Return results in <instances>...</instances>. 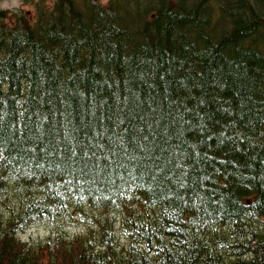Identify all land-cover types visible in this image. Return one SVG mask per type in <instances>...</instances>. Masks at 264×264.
<instances>
[{
  "label": "trees",
  "instance_id": "trees-1",
  "mask_svg": "<svg viewBox=\"0 0 264 264\" xmlns=\"http://www.w3.org/2000/svg\"><path fill=\"white\" fill-rule=\"evenodd\" d=\"M27 3L0 11V264H264V0Z\"/></svg>",
  "mask_w": 264,
  "mask_h": 264
},
{
  "label": "rangeland",
  "instance_id": "rangeland-1",
  "mask_svg": "<svg viewBox=\"0 0 264 264\" xmlns=\"http://www.w3.org/2000/svg\"><path fill=\"white\" fill-rule=\"evenodd\" d=\"M93 1L104 3V2H107L108 0H93ZM27 2L28 0H0V11H6L8 12V14H21L20 13V10H21L23 14H26L25 12L30 11V10L32 11L31 6ZM10 16H11V21L16 22V19L13 17V15H10ZM27 16H30V14ZM195 74L196 76H199L197 70H195ZM192 83H193L192 88L197 87L196 82H192ZM37 198L38 196L36 197L34 196L30 198L29 200L24 202V206L27 207L29 204L35 202ZM10 202L12 205H16L17 207V203L14 199H10ZM30 222L32 224L31 227L25 229L23 232L22 231L18 232L15 235L20 241V243L22 244L27 243L29 241L28 237L40 238V237H43V235L46 232V229L44 227L46 226L47 222H41L40 220L33 221V218L31 219ZM71 228L73 229V231L77 230L75 226H72Z\"/></svg>",
  "mask_w": 264,
  "mask_h": 264
},
{
  "label": "bare ground",
  "instance_id": "bare-ground-1",
  "mask_svg": "<svg viewBox=\"0 0 264 264\" xmlns=\"http://www.w3.org/2000/svg\"><path fill=\"white\" fill-rule=\"evenodd\" d=\"M36 197V196H35ZM23 232V231H22Z\"/></svg>",
  "mask_w": 264,
  "mask_h": 264
}]
</instances>
